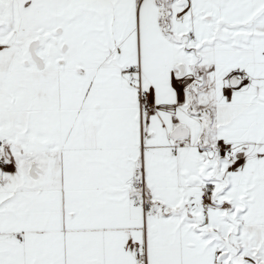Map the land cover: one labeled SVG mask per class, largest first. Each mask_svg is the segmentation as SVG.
Here are the masks:
<instances>
[{
	"label": "snow or ice",
	"instance_id": "6c2138e0",
	"mask_svg": "<svg viewBox=\"0 0 264 264\" xmlns=\"http://www.w3.org/2000/svg\"><path fill=\"white\" fill-rule=\"evenodd\" d=\"M0 264H264V0H0Z\"/></svg>",
	"mask_w": 264,
	"mask_h": 264
}]
</instances>
